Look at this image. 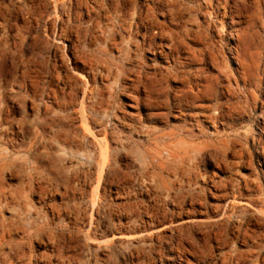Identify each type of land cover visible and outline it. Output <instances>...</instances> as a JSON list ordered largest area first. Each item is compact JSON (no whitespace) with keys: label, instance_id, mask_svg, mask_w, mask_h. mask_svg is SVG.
Instances as JSON below:
<instances>
[{"label":"rangeland","instance_id":"obj_1","mask_svg":"<svg viewBox=\"0 0 264 264\" xmlns=\"http://www.w3.org/2000/svg\"><path fill=\"white\" fill-rule=\"evenodd\" d=\"M0 264H264V0H0Z\"/></svg>","mask_w":264,"mask_h":264},{"label":"bare ground","instance_id":"obj_2","mask_svg":"<svg viewBox=\"0 0 264 264\" xmlns=\"http://www.w3.org/2000/svg\"><path fill=\"white\" fill-rule=\"evenodd\" d=\"M255 96V95H254ZM257 96V95H256Z\"/></svg>","mask_w":264,"mask_h":264}]
</instances>
